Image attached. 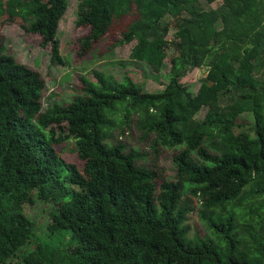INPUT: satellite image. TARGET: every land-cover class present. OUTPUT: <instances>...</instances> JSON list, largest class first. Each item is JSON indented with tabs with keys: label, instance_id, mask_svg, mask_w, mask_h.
<instances>
[{
	"label": "trees",
	"instance_id": "16d2710c",
	"mask_svg": "<svg viewBox=\"0 0 264 264\" xmlns=\"http://www.w3.org/2000/svg\"><path fill=\"white\" fill-rule=\"evenodd\" d=\"M216 1L78 0L76 25L89 31L80 56L118 27V46L135 44L130 61L159 77L173 54L157 93L94 71L68 106L44 111L42 76L0 45V264H264V0L203 6ZM13 6L11 19L64 66L58 31L69 0ZM202 68L193 93L183 80ZM134 116L154 154L177 150L173 180L138 165L146 153L108 143ZM69 140L82 168L56 150ZM35 200L55 206L45 237L25 216ZM195 211L211 239L189 238Z\"/></svg>",
	"mask_w": 264,
	"mask_h": 264
},
{
	"label": "rangeland",
	"instance_id": "374dc122",
	"mask_svg": "<svg viewBox=\"0 0 264 264\" xmlns=\"http://www.w3.org/2000/svg\"><path fill=\"white\" fill-rule=\"evenodd\" d=\"M17 0H3L4 14L0 17V45L5 54L12 56L20 65H24L29 69L39 73L46 83V90L43 94V110H47L49 106L56 104L68 106L75 96L81 94L82 88L80 78H87L94 81L92 72L96 71L111 75L117 82H121L124 77L130 78L143 92L157 93L164 89L165 80L162 76L169 72L170 60L173 54L168 53L165 61V67L162 71V76L153 73L151 69L144 64L130 61V56L135 44L118 46L121 37L120 27L116 33L106 36L99 43L92 46L90 52L80 56V39L88 36V28L78 27L77 10L78 0H69L67 13L63 17L59 25L58 40L60 42L61 55L65 60V65L53 66L51 64L50 49L41 46L42 40L40 37L29 34L23 28V22L19 19L13 20L12 13L14 4ZM221 4V0H217L211 5L203 6L206 9L217 8ZM165 22H170V18L166 16L163 19ZM174 30L169 31L167 41H173ZM207 76V68L196 70L187 75L183 80L186 87L193 93H197L202 80ZM205 110H202L197 118L202 120L205 115ZM135 116L131 118V125L125 128L122 133L114 132L113 140L108 143L122 142L126 147V152L146 153L147 157L137 164L151 170L161 171L168 180H173L175 177V169L172 164V157L177 152L176 149L160 148L159 153L154 154L150 144L153 137L142 138L135 127ZM252 116L244 114L241 116L239 123H245L247 130L250 131ZM56 150L61 153L62 158L71 164H76L77 167H83V161L78 158L77 153L73 148V140H69L62 145L56 147ZM199 209V206L196 205ZM55 206L49 202L35 200L32 204L24 205L25 216L37 226V234L45 237L48 226L52 223L51 212ZM187 227H189V238L195 236L203 240L211 239L198 218L197 212H193L188 216ZM34 245L27 247L22 252H30ZM17 258L12 264L17 263Z\"/></svg>",
	"mask_w": 264,
	"mask_h": 264
}]
</instances>
